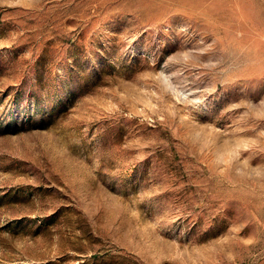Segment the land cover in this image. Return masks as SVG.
<instances>
[{
    "label": "rangeland",
    "instance_id": "374dc122",
    "mask_svg": "<svg viewBox=\"0 0 264 264\" xmlns=\"http://www.w3.org/2000/svg\"><path fill=\"white\" fill-rule=\"evenodd\" d=\"M0 264H264V0H0Z\"/></svg>",
    "mask_w": 264,
    "mask_h": 264
}]
</instances>
